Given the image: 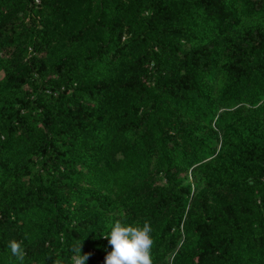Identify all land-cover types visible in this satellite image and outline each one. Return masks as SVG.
Wrapping results in <instances>:
<instances>
[{
  "label": "trees",
  "instance_id": "16d2710c",
  "mask_svg": "<svg viewBox=\"0 0 264 264\" xmlns=\"http://www.w3.org/2000/svg\"><path fill=\"white\" fill-rule=\"evenodd\" d=\"M115 221L264 264V0H0V264H104Z\"/></svg>",
  "mask_w": 264,
  "mask_h": 264
},
{
  "label": "clouds",
  "instance_id": "9594fccd",
  "mask_svg": "<svg viewBox=\"0 0 264 264\" xmlns=\"http://www.w3.org/2000/svg\"><path fill=\"white\" fill-rule=\"evenodd\" d=\"M152 227L149 223H126L115 221L108 226L104 236L111 250L104 258V264H152ZM15 264H25L23 243L10 240L7 243ZM73 264H86L87 254L81 253V241L71 248Z\"/></svg>",
  "mask_w": 264,
  "mask_h": 264
},
{
  "label": "rangeland",
  "instance_id": "374dc122",
  "mask_svg": "<svg viewBox=\"0 0 264 264\" xmlns=\"http://www.w3.org/2000/svg\"><path fill=\"white\" fill-rule=\"evenodd\" d=\"M24 88H27V87L25 86ZM190 180L193 181V183H194V188H195L196 192H199V191H201V190H203V189L205 188L204 186L206 185V183H205L204 181H201V182H194V180L191 179V178H190ZM209 202H210V201H209Z\"/></svg>",
  "mask_w": 264,
  "mask_h": 264
}]
</instances>
